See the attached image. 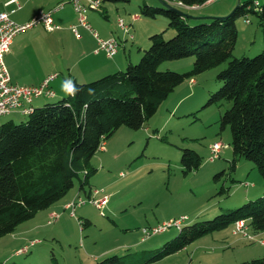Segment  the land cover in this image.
Wrapping results in <instances>:
<instances>
[{"label": "trees", "instance_id": "obj_1", "mask_svg": "<svg viewBox=\"0 0 264 264\" xmlns=\"http://www.w3.org/2000/svg\"><path fill=\"white\" fill-rule=\"evenodd\" d=\"M164 1L179 10L176 3L199 6L208 0ZM139 10L142 18H165L166 30L172 29L174 36L164 39L163 33H152L149 47L136 65L128 62L125 69L90 82L74 81L78 89L75 94L33 108L26 121L10 120L0 125V239L65 198L75 182L79 183L77 196L83 193L88 197L91 189L86 187H90L89 181L97 171L91 160L117 130L145 128L177 87L225 62L227 66L215 76L220 88L209 94L204 107L230 104L220 116L221 130L228 127L231 133L229 173L235 172L240 160H247L254 163L264 179V49L253 58H232L237 42L236 20L253 14L264 32V2L239 3L229 15L212 20L183 18L174 9L150 7L145 1ZM190 57L193 63L186 73L160 69L166 62ZM88 89L94 93L89 95ZM202 162L196 151L181 149L183 175L197 171ZM226 173L224 170L215 174L213 181ZM228 190L229 187L220 188L221 193ZM240 220L246 221L252 233L264 232V194L211 220L183 226L158 248L113 254L95 264H153ZM79 224L86 226L90 222ZM240 264H264V258Z\"/></svg>", "mask_w": 264, "mask_h": 264}, {"label": "rangeland", "instance_id": "obj_2", "mask_svg": "<svg viewBox=\"0 0 264 264\" xmlns=\"http://www.w3.org/2000/svg\"><path fill=\"white\" fill-rule=\"evenodd\" d=\"M142 1L150 7H160L158 0L105 1L103 4L108 9V18L103 17L100 12L91 11L86 14V17L92 14L100 23L115 28L117 20L122 19L130 24L133 35H136V24H140L142 30L138 28L137 32L139 42L138 37L128 40L124 43V50L119 51V57L129 60L132 65L139 62L140 58L134 57H137L136 52L141 42L148 40L145 35L152 31V25L156 26L154 33H163L164 39H170L175 34L172 29L166 30L168 21L163 17L156 20L141 17L142 23L133 21V15H139ZM247 1L260 5L264 2L212 0L209 4L199 5L195 10L182 7L178 9L193 18H222L233 12L239 3ZM196 23L199 24L200 21ZM235 27L237 42L232 58H253L263 51L264 32L255 15L249 14L237 19ZM116 33L123 37L118 28ZM146 45L142 46L145 48L141 55L149 47V43ZM192 63L193 58L190 57L166 62L160 69L182 74L191 69ZM226 66L227 62L193 78L197 82L195 85L190 80L184 82L178 94L189 97L181 102L178 110L174 109L175 99L170 96L145 128L132 130L121 127L105 142L103 150L96 152L91 164L97 171L86 190H103L102 194L109 196L102 214L90 203L76 209L74 216L71 215V210L59 209L57 221L50 225L45 223L31 234L29 238L37 242L35 245L30 246L32 241L10 240L3 250L0 249V261L7 259L8 262L18 264H86L88 255L93 251H98L107 244H130L144 227L180 217H186L184 226L208 221L225 210L242 206L247 202L248 191L252 200L263 195L264 179L253 162L240 160L235 172L229 173L228 166L232 157L231 133L228 127L221 130L220 116L229 109L230 104L204 107L209 94L220 88L215 82V76ZM56 101L58 100L55 98L49 100L50 103ZM27 118L12 113L7 117H0V121L3 123L12 120L19 123ZM216 142L224 147L219 159L209 162L208 146ZM181 149L194 150L202 157V165L197 171L183 175L180 165ZM224 170L226 175L217 182L213 181V176ZM78 186L79 183L75 182L68 198L74 192H79ZM222 186L229 187L228 192L221 193ZM80 196L86 198L83 193ZM85 220L90 224L80 226L79 222ZM178 232L171 228L156 235V248L174 238ZM249 233L254 237L252 241L232 235V227H229L203 236L182 251L153 264H240L264 258V232L259 235L249 230ZM224 239L229 241L231 247L221 248L225 244ZM233 241L236 243L233 244ZM25 246L29 247L28 252L15 256L16 249ZM137 251L140 250L123 249L107 256Z\"/></svg>", "mask_w": 264, "mask_h": 264}, {"label": "crops", "instance_id": "obj_3", "mask_svg": "<svg viewBox=\"0 0 264 264\" xmlns=\"http://www.w3.org/2000/svg\"><path fill=\"white\" fill-rule=\"evenodd\" d=\"M5 1L7 0H1V2ZM68 1L69 0H18L22 8L16 13L11 14V19L17 24H24L28 22L39 10H49L59 2H65L66 4L64 5L63 9L53 14V20L56 25L60 26V29L48 32L41 26H38L27 32H23L24 34H18L14 38L10 46V50L4 58L11 81L21 86H38L48 76L57 74V77H55V79H53L49 84L50 89L55 94L53 98L57 100L68 96V94H66L65 91L62 90V85L64 83H73L74 81H77L79 83L90 82L106 74L122 70L129 62V60L119 57V51L124 50V43L128 40L125 37L119 36V33H116L117 28L108 27L100 23L99 20L96 19V17L92 14H89L87 17L88 23L92 28H96L95 30L101 38L108 39L114 37L117 38L118 41H120V48L117 55L114 59L109 60L103 52L95 53L96 41L90 33L82 28H80V33L82 36L81 39H76L69 30V25L76 23L77 16ZM210 2H212V0H208L204 4H209ZM104 5L105 4H103L102 12L104 13V16L108 18V9L104 7ZM12 8L13 6L11 5L5 7L0 6V9L5 10L6 12H9ZM133 17L136 18L135 20H133L132 18L133 21H135L136 23H142L141 17L139 15L136 14L133 15ZM136 27V35L132 34V40H135L138 37L137 42H139V36L137 35V32L138 28L141 30L142 28L138 23L136 24ZM154 30H156V26L152 25V31L147 32V35L145 36H148L149 38L152 33L156 32ZM145 31H147V29ZM146 44H148V40L143 43L141 42V46L136 52L137 57H134L135 59L140 58L141 51L143 48H145L142 46H147ZM190 81V83L194 85L197 83L193 79H191ZM183 85L184 83L177 87L170 95L173 97V100L175 99V110H178L181 102L189 97V95L181 96L180 94H178ZM49 100L50 99L45 97L35 98L32 100L31 104L33 108H36L44 105L45 103H48ZM4 122L5 121H3V123ZM1 124L2 121H0V125ZM247 193L248 194L246 196L248 198L245 201L252 200L249 197L250 191H248ZM68 194L65 198H63L50 208L38 212L34 218L19 225L12 234L1 238L0 249L3 250V247H5L7 242H10V240L20 242L27 240L28 242H33V240H31L29 237L34 233L36 229L47 223L49 214L51 212L58 213L60 210L68 211L64 208L65 204L71 198L76 197L79 192H74L73 195H71L69 198ZM260 234L261 233H259V235ZM157 242L158 239H156L155 236L149 238L146 241H141V233L139 231L137 234V238L131 241L130 244H107L101 249H98V251H93L90 255H88L86 264H95L96 262L104 258V256H107V254L116 253L123 249L152 250L156 248ZM223 242H225V244L221 246V248L231 247L228 240L224 239ZM235 243L236 242L233 241V244ZM262 244H264L263 241ZM19 249H16V251ZM15 256L17 255L15 254ZM6 260L7 259H3L0 262L7 263L8 261ZM229 264L233 263L230 262Z\"/></svg>", "mask_w": 264, "mask_h": 264}, {"label": "built area", "instance_id": "obj_4", "mask_svg": "<svg viewBox=\"0 0 264 264\" xmlns=\"http://www.w3.org/2000/svg\"><path fill=\"white\" fill-rule=\"evenodd\" d=\"M68 3L72 6L76 13V23L69 25V30L76 39H81L80 28L86 30L96 41L95 53L103 52L105 56L112 59L116 56L119 50V41L117 38H101L98 33L93 30L88 23L86 14L88 12H101L103 0H69ZM65 2L57 3L53 8L49 10H39L28 22L24 24H17L11 19V14L19 11L22 6L18 0H7L1 2L0 6H13V8L6 12L0 9V117L9 116L12 113H19L21 116H28L33 111L31 102L35 98L45 97L51 99L55 96L54 92L50 89V82L57 77V74L48 76L38 86H21L11 81L9 72L5 65V55L9 52L10 46L14 38L23 32L31 30L35 27L41 26L48 32L60 29V26L56 25L53 20V14L63 9ZM178 7L184 9L195 10L200 6H185L181 3H176ZM136 18L133 17V20ZM248 22V21H247ZM117 28L122 32L123 37L131 40V27L122 19H118L116 22ZM104 144L100 147L103 150ZM224 146L219 143H213L208 146L209 150V162H214L219 159L221 150ZM103 190L93 189L90 190V194L85 199L81 196H76L72 201L67 202L64 206L66 210H71V215L74 216L75 210L82 207L86 203H90L98 211L103 212L106 208L109 197L102 194ZM59 219V214L51 212L48 217L47 224H52ZM186 217H180L178 219H170L160 224L144 227L140 229L141 241H146L149 238L163 234L168 229L175 228L178 231L184 226ZM232 235L240 236L249 241L253 240V236L249 233V228L245 220L237 221L232 227ZM37 242H31L30 246L35 245ZM27 246L16 251V255H24L28 251ZM4 264V263H0Z\"/></svg>", "mask_w": 264, "mask_h": 264}, {"label": "water", "instance_id": "obj_5", "mask_svg": "<svg viewBox=\"0 0 264 264\" xmlns=\"http://www.w3.org/2000/svg\"><path fill=\"white\" fill-rule=\"evenodd\" d=\"M160 2V5L164 8H167V9H174L176 10L183 18H190V19H193V20H198V19H205V20H212V19H220V18H210V17H206V18H193L191 16H188L186 14H184L183 12L177 10L176 8L173 7V5L165 2L164 0H158Z\"/></svg>", "mask_w": 264, "mask_h": 264}, {"label": "clouds", "instance_id": "obj_6", "mask_svg": "<svg viewBox=\"0 0 264 264\" xmlns=\"http://www.w3.org/2000/svg\"><path fill=\"white\" fill-rule=\"evenodd\" d=\"M62 90L65 91L66 94L68 95H73L75 94L78 89L75 88V86L71 82H66L62 85ZM94 93L93 89H88V94L91 95Z\"/></svg>", "mask_w": 264, "mask_h": 264}]
</instances>
